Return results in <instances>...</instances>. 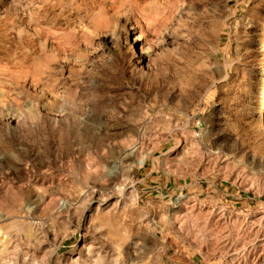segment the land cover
Here are the masks:
<instances>
[{
    "label": "rangeland",
    "instance_id": "374dc122",
    "mask_svg": "<svg viewBox=\"0 0 264 264\" xmlns=\"http://www.w3.org/2000/svg\"><path fill=\"white\" fill-rule=\"evenodd\" d=\"M0 264H264V0H0Z\"/></svg>",
    "mask_w": 264,
    "mask_h": 264
}]
</instances>
